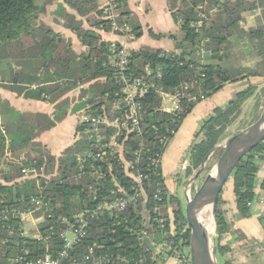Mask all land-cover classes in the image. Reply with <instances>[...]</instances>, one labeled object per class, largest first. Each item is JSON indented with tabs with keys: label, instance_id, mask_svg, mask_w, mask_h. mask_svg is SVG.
<instances>
[{
	"label": "trees",
	"instance_id": "16d2710c",
	"mask_svg": "<svg viewBox=\"0 0 264 264\" xmlns=\"http://www.w3.org/2000/svg\"><path fill=\"white\" fill-rule=\"evenodd\" d=\"M62 1L59 14L65 18V27L75 33L85 47L80 54L73 50L70 41L46 24L39 23V14L45 13L53 0L44 7L36 0H0V46L20 50L19 64L22 66L21 72L2 80L0 88L25 99L50 102L56 108L51 119L43 114L18 112L0 99V264H14L19 255L28 260L47 255L54 260L61 259L60 255L65 251L61 234L68 228L64 219L74 223L80 214L94 212L116 198L134 195L136 183L124 173L121 163L134 159L135 152L142 146L146 155L142 157L139 171L147 178L145 197L130 204L122 214L104 212L90 220L87 237L68 250V256L61 259V264H91L83 261L90 248L95 249L94 255L120 254L132 260L115 264H136L140 259H144L145 264H163L165 256L177 258L189 248L191 231L181 200L171 195L165 185L162 166H150V160L164 157L169 144L163 145L161 139L169 131L178 133L199 103L213 97L227 84L264 78V13L262 26L250 32L242 28L247 13H254L258 6L264 12V0H226L223 4L219 0H169L170 11L181 28L182 37L168 36L176 44L175 52L150 48L130 52L126 76L131 79L144 77L149 84L141 99L142 133L130 135L122 153L107 148L108 155L103 160L94 159V156L99 146L109 143L110 136L116 132L114 128L101 126L99 134L88 135L85 130L91 124L79 123V140L60 157L53 156L38 140L70 114L82 112L85 117L104 116L111 121L125 118L127 108L121 103L123 84L117 79L114 65L115 54L122 46L104 41L95 29L113 31V21L109 19L111 13L115 14L118 26L126 25L127 33L135 38L143 36V28L135 22L125 1H113V8H102L101 0ZM64 5L76 15L69 14ZM205 5L207 10L201 8ZM214 7L218 8L217 14L205 21L202 14ZM77 16L86 20L91 29H86L84 21L77 20ZM201 21L204 24L199 26ZM236 34L249 38L257 48L262 61L252 71L222 66L232 51L231 40ZM151 35L165 37L153 32ZM26 39L31 41L28 47ZM208 40L210 43L206 42ZM27 61L31 71L27 69ZM147 69L151 71L149 78H146ZM76 89H80L78 103L70 108L71 101L63 98ZM175 90L184 91V97L180 110L169 114L163 110L161 92ZM257 91L255 85H249L228 105L216 108L204 121L197 134V138L201 136L202 139L189 151L187 178L192 177L214 149L229 137L228 129L239 119L244 105L256 97ZM119 105L121 107H117ZM259 106L258 103L255 110ZM7 147L12 157L26 155L23 167L35 166L40 178L23 179L21 166L5 163L3 157ZM260 161H264V143L247 155L234 173L237 210L243 219L251 218L252 205L257 201ZM39 186L43 188L45 199L35 218H44L38 229L47 242L26 235L22 221V215L35 208L33 199L39 197ZM120 189L125 190V195ZM224 206L222 192L215 207L218 240L214 252L220 264H233L230 245L222 243V236L232 233L233 228ZM161 219L164 220L163 228L158 223ZM143 231L148 232L144 237ZM154 243L158 246L168 244L170 249L157 256ZM99 246L103 249H98Z\"/></svg>",
	"mask_w": 264,
	"mask_h": 264
},
{
	"label": "crops",
	"instance_id": "0c3cea01",
	"mask_svg": "<svg viewBox=\"0 0 264 264\" xmlns=\"http://www.w3.org/2000/svg\"><path fill=\"white\" fill-rule=\"evenodd\" d=\"M49 0H45L47 3ZM117 1V0H113ZM125 6L132 13L135 22L139 23L143 28V36L140 38L133 37L132 34L123 32L124 34L114 31L106 32L102 29H95L106 42L120 44L132 51H139L143 48L154 50H163L166 52H175L176 44L174 40L169 38L175 35L182 37L180 26L175 22L169 7V0H122ZM63 5L62 0H53L47 6L48 20L45 24L56 34L62 35L66 40L70 41L73 50L80 54L85 51L78 40L75 33L65 27V18L59 14V9ZM109 1L101 4L102 8H106ZM69 14L76 15L71 9L66 8ZM262 8H256L254 13H247L242 28L248 31L249 28L256 29L258 25L263 23V17L260 14ZM46 16V17H47ZM77 20L84 21V27L91 29L86 20L77 16ZM164 35L162 38H155L151 35ZM252 79H246L234 84H227L223 90L215 94L213 97L199 103L193 112L185 119L177 135L170 142L169 147L162 160V174L165 185L169 193L177 196L180 200L182 195L185 203L189 200L187 196V186L184 185V175L181 172L183 160L189 154V151L195 142L201 141L202 137L197 138V134L204 123L214 112L216 108L225 107L234 98V96L247 89ZM251 85V84H250ZM248 86V87H247ZM89 86H86V88ZM80 89L70 92L63 99H71V107L78 103ZM0 99L7 101L9 105L21 113L43 114L51 119L56 112L55 104L50 102L35 101L25 99L8 90L0 88ZM82 112L75 115H69L63 122L57 124L55 128L41 135L39 142L47 147V150L56 157H60L65 150L72 147L80 138L77 133V126L84 118ZM258 155L257 157H260ZM264 191V161L259 163V172L257 174V201L252 205V216L243 219L239 216L236 204V196L234 193L233 177L227 182L223 190V200L225 201L224 209L228 212V219L233 223L232 233L222 236V243L229 244L231 255L233 256V264H264V205L260 203L259 197ZM182 202V201H181ZM216 232L214 227L213 233ZM217 240H218V235ZM163 264H180L177 258H169Z\"/></svg>",
	"mask_w": 264,
	"mask_h": 264
},
{
	"label": "built area",
	"instance_id": "2783aa9c",
	"mask_svg": "<svg viewBox=\"0 0 264 264\" xmlns=\"http://www.w3.org/2000/svg\"><path fill=\"white\" fill-rule=\"evenodd\" d=\"M109 1L108 7L112 6L113 0ZM222 4L225 3L226 0H219ZM113 8V6L111 7ZM204 10H207L206 5L201 7ZM218 12V8L214 7L213 9L209 10L202 14V18L205 21L209 20V17L216 15ZM109 19L112 20V28L114 32H126L129 30L128 27L125 25L124 27H119L116 20L115 14L111 13ZM203 21L199 23V26H202ZM210 43V40L206 41ZM204 46V45H203ZM204 49L201 50V55H203ZM115 62L114 65L117 68V79L123 84V89L121 91L123 97L121 99V103L125 104L126 106V113L124 119H116L114 121L109 120L107 117H84L82 122H88L91 124L89 128L85 130V134L92 135V134H99L100 127L104 126L107 128H114L116 132L112 134L109 138V143L103 144L101 147H98V151L94 156V159L103 160L106 155H108L107 148L112 149L116 152L123 151L124 142L128 140L129 136L135 133H142L141 129V112H142V102L141 99L147 93L149 89V84L145 81L144 77H138L136 79H131L126 76V71L128 70L129 66V59H130V52L127 48L122 47L118 52L115 54ZM151 76V71L147 69L146 71V78ZM188 87H185L184 90H187ZM184 91L175 90L169 92H161V96L164 100L169 102L172 105L171 109H164L163 110L169 114H175L180 110L181 101L184 97ZM195 99V98H194ZM117 107H121L120 105ZM177 135L175 130L169 131L168 135L161 139V143L163 145H168L171 142V139ZM8 144V143H7ZM146 155V150L142 146L140 150L135 152V158L132 160L122 161L121 166L123 168L124 173L134 179L136 185L134 187L135 193L133 196L130 197H122L116 198L110 202H106L105 204L101 205L96 211L89 212L86 214H80L75 218L74 223H69L67 219H64L63 222L68 224V228L63 231L61 234V238L65 243V251L60 255V258L64 259L68 256V250L72 249L78 241L87 237V229L89 227V221L97 218L104 212H110L114 214H122L126 212L130 204L137 203V201L142 200L145 196V180L147 179L142 173L139 171L140 163L142 162V157ZM5 162L8 164H15L22 167V175L23 179H39L40 172L35 166L31 167H23V159L13 160L11 156V151L9 147L6 148L5 152ZM163 158L160 156L150 160V166H154L155 168H159L162 165ZM190 167V162L188 159H185L182 163L181 170H187ZM42 170V169H41ZM187 191V196H190V190ZM40 194L39 197L33 199V204L35 206L34 210L29 211L22 215L23 224L31 221L34 226V236L35 239H38L43 242H47V239L42 237L38 225L43 221L44 218L36 219L35 213L40 211L44 206V199L45 195L43 192V188L39 186ZM121 194L125 195V190H119ZM115 193V192H114ZM260 203L264 205V191L261 193L259 197ZM6 212H3L5 214ZM119 218V217H118ZM127 222V220H125ZM161 224V228L164 227V220L161 219L158 221ZM25 226V225H24ZM172 227V225H171ZM172 232L174 231V227L171 228ZM72 232L74 237L70 238L68 233ZM26 233V231H25ZM148 234L147 231H143V237ZM27 235V233H26ZM155 249V255H160V253H164L170 249L168 244H164L158 246L154 243L153 245ZM98 249H103L102 246H99ZM95 249L90 248L89 254L86 255L83 259L85 263L91 264H115L116 262H125L130 263L132 260L127 259L126 257L121 256L120 254H112V255H94ZM61 259L54 260L49 255L39 258L36 260H28L23 255H19L14 259V264H61ZM165 260L169 259V257H164ZM180 264H192L190 251L189 248L185 249L184 253H179L177 256ZM74 264V263H73ZM76 264V262H75ZM136 264H145L144 259H140L136 262Z\"/></svg>",
	"mask_w": 264,
	"mask_h": 264
},
{
	"label": "water",
	"instance_id": "95a60500",
	"mask_svg": "<svg viewBox=\"0 0 264 264\" xmlns=\"http://www.w3.org/2000/svg\"><path fill=\"white\" fill-rule=\"evenodd\" d=\"M262 143H264V113L250 127L226 139L223 144L220 143L205 163L193 174L191 181L195 183L212 156L223 148L212 173L204 179L194 196L186 203L185 216L191 231L189 251L192 264H220L215 257V247L208 246L209 241L205 237L207 224L202 214L210 209L211 219L215 223V207L225 185L234 177L241 161ZM191 185L190 188H192Z\"/></svg>",
	"mask_w": 264,
	"mask_h": 264
},
{
	"label": "rangeland",
	"instance_id": "374dc122",
	"mask_svg": "<svg viewBox=\"0 0 264 264\" xmlns=\"http://www.w3.org/2000/svg\"><path fill=\"white\" fill-rule=\"evenodd\" d=\"M36 1L40 7H44L47 5L45 3V0H36ZM105 3H106V0L100 1V4H105ZM263 13H264L263 11L260 12L262 17H263ZM46 16H47V11L45 13L39 14V19H38L39 23L45 24V22L48 20V16L47 17ZM260 26H262V25H258L257 28H259ZM252 30L253 29L249 28L247 32H250ZM231 41H232L234 46L232 48V51L229 52V56L223 61L222 66L229 68L231 70H241V69H244L245 71L254 70L256 68L257 64L262 61L261 58L258 56L259 54L257 52V48H256L255 44H252L251 41L249 40V38L248 39H247V37L244 38V37L240 36V34H236V37L233 38ZM25 43H26V46L28 47V46H30L31 41L29 39H26ZM19 55H20V50H18V49H13V48L7 47V46H5V47L0 46V83L2 82V80L8 79L12 74L19 73L22 71V66H21V64H19L20 63L19 62ZM27 64H28L27 69L29 71H31V69L29 67V66H31L30 62L27 61ZM250 84H253L258 88L257 95L255 98H252L251 100H249L244 105L243 112H242L241 116L228 129V136H229L228 138H230L234 135H237L238 133H240V132L244 131L245 129H247L248 127H250L257 120H259L260 117L262 116V114L264 113V78H253L252 82H250ZM70 101L72 102L71 99H70ZM258 103L260 105L259 109L255 110V107L257 106ZM163 108L164 109H171L172 105L169 102H167L166 100H164ZM82 120L80 121V123L82 122ZM223 143H224V141L221 144H223ZM222 152H223V148L219 149L212 156V158L208 162L206 168L201 173L198 181L195 183H192V181H191L192 177L194 175L190 178H187L186 177V171L181 170V172L183 174L185 173L184 185L187 186V189H189L190 184H192L191 185L192 188L190 189L191 190L190 196L188 198L191 199L194 196L195 192L201 186L204 179L209 174L212 173V171L215 167V164H216L217 160L219 159V157L221 156ZM4 158H5V155L3 157V160H4ZM12 159L13 160H19V159L26 160L27 156L22 154L20 156H16V157L14 156V157H12ZM186 159L190 160L189 154L186 156ZM183 162H184V160H183ZM47 177H50V176H47ZM181 201H182V205L185 209L186 203H185V198L183 195L181 197ZM24 225H25L24 230L26 231L27 235L30 237L34 236V226L31 223V221L27 222ZM68 236L70 238L74 237L72 232L68 233ZM211 237L213 240V246L215 247V243L217 241L216 232H214L213 236H211ZM254 263L259 264V262L255 261V260H254Z\"/></svg>",
	"mask_w": 264,
	"mask_h": 264
},
{
	"label": "bare ground",
	"instance_id": "6f19581e",
	"mask_svg": "<svg viewBox=\"0 0 264 264\" xmlns=\"http://www.w3.org/2000/svg\"><path fill=\"white\" fill-rule=\"evenodd\" d=\"M210 213H211L210 209H207L205 212H203L202 217L205 219V222L207 224V229L205 231V237L208 238V241H209L208 246L212 248L213 240L211 236H213L215 223L211 219Z\"/></svg>",
	"mask_w": 264,
	"mask_h": 264
}]
</instances>
